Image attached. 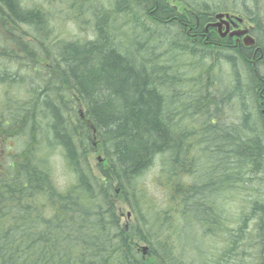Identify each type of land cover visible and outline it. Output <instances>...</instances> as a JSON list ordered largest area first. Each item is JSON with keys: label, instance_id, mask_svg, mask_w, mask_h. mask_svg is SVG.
Here are the masks:
<instances>
[{"label": "trees", "instance_id": "16d2710c", "mask_svg": "<svg viewBox=\"0 0 264 264\" xmlns=\"http://www.w3.org/2000/svg\"><path fill=\"white\" fill-rule=\"evenodd\" d=\"M108 1L111 10L105 7V3H101L99 9L87 8L93 22L90 39L82 43L66 42L54 57L42 43L37 44L40 45L37 50L33 44H25V58L30 62L35 63L34 58H51L52 68H44L45 75L40 80H50L51 88L63 85L65 88L59 98L56 93L43 98L39 92L34 106L21 108L22 112L11 117L4 116L8 95L0 107V150L1 145L11 139L26 141L27 147L25 157L20 159L11 147H6L13 161L0 164V264H182L175 259L173 252H180V247L190 243L192 238L187 233V226L194 221L200 227L208 225L210 227L204 228L214 231L218 223L211 218L220 219L224 215V210L214 206L212 196H216L217 191H209V183L215 179L214 172L209 171L210 165H206L208 156L215 154L211 147L227 153L228 164L234 159L236 166L250 170L255 178L264 174V114L261 111L264 110V70H261L264 69V58L257 60V71L253 60L244 58L245 72L252 73L250 89L245 91L239 87L236 61L220 58L226 60L235 72L233 92L229 93H236L242 101L244 98L239 95L242 91L254 95L257 102L255 118L259 122L255 127L258 126L260 139L259 135L254 139L247 137L252 132L245 109L241 123L230 127L234 131L222 128L224 125L215 119L208 124L200 139H195L194 135L180 136L174 126L169 125L174 121L173 116L168 120L173 110L171 103L163 99L162 86L157 82L160 79L154 78L146 68V64L154 65L149 63L155 58L154 50L148 46L146 49H150L151 54H148L149 50L145 52L148 56L137 64L116 42L122 39L128 45L129 42L136 43L140 48L143 44L145 48L146 43L154 41V46L158 47L164 43L159 35L165 31L166 41L167 36L175 33L181 37L171 42L170 47H182L184 52H191L193 47L192 53L202 56L203 61L219 58L220 46L214 49L205 38V35L210 37L205 31L206 24L214 16L207 8L210 3L204 0ZM251 2L255 5L251 9L257 8L259 0ZM242 3L247 5L245 0ZM16 4L15 0H0V22L10 26L13 34L17 35L16 31L22 25L44 26L43 19L48 22L42 7L25 9ZM180 4L183 5L182 11ZM124 5L138 8L146 16L144 20L131 23L125 37L120 29L112 26L110 18L123 15L126 12ZM83 6L86 4L77 6L81 13L85 10ZM204 10L210 14L203 16ZM252 13L246 12L245 15ZM221 41L228 51L233 46L231 40ZM235 51L246 56L253 48L241 53ZM206 62L215 66L213 60ZM2 79L7 81V78ZM9 79L18 81L13 75ZM217 97L223 106L226 95ZM242 105L247 104L243 102ZM36 107L41 112L39 125L33 122L36 114L32 110ZM42 108L47 116H42ZM202 116L207 120L204 114ZM81 118L87 121L83 122ZM43 119L49 120L45 122L46 134L63 138L64 160L72 173L71 190V186L61 189L57 185L50 158L48 161L47 157L36 154L32 133L33 128L43 129ZM30 139L33 143H29ZM227 144L231 146L229 152L226 151ZM97 150L103 155V162L94 173L89 156ZM0 155H3L1 151ZM203 167L205 170L202 171L200 168ZM152 170L160 172L156 174V182L148 178ZM234 174L235 171L229 172L231 176ZM225 178L228 183L233 179L228 175ZM261 180L264 182V177ZM214 181L216 185L221 183ZM159 191L165 192L163 205ZM120 198L134 217L125 225L121 224L115 203ZM193 214L197 215L196 219H192ZM261 220L263 223L264 218ZM162 230L170 233L167 240L170 242L164 247L162 243L166 239L161 236ZM193 260L196 259L193 257Z\"/></svg>", "mask_w": 264, "mask_h": 264}, {"label": "rangeland", "instance_id": "374dc122", "mask_svg": "<svg viewBox=\"0 0 264 264\" xmlns=\"http://www.w3.org/2000/svg\"><path fill=\"white\" fill-rule=\"evenodd\" d=\"M15 1L19 6L25 9H34L42 7L45 11L44 16L48 19V22L45 23V20L43 19L42 22L44 21V26L36 25L33 23H31V27L27 25H22L20 26V29L16 31L17 35L13 34V29H11L10 26H6L4 23L0 22V35H2V37H0V107L4 104V101L6 99L5 95H8V103L5 107L6 111L4 116L9 117L16 115V113L19 111L22 112L21 108L28 109L29 107L34 106L35 97L38 96L39 92L41 93V96L43 98H46L50 94L53 95L54 93H56L57 97L59 98L61 95H63V91L65 88L64 85L61 88H51L52 83L50 80L47 82H43L40 80V77L45 75L44 68H52L53 64L51 62V58H34L36 62H30L29 58H25V54L27 53V50L25 49V44L30 45V43H32L33 48L37 50V48L39 47L37 44L42 43L43 46L48 47V51H50V56L54 57L55 52L65 47L64 45L67 44L66 42L72 43V41H74L82 43L87 39H90L93 33V22L91 21L90 16L91 13L89 12V10H87V8L99 9L98 6L101 3L104 4L105 2H109L108 0ZM204 1L210 3L209 5H207V8L212 10V13L214 14L210 21L215 17V15L217 14L216 12H225L243 18V27L250 28V30L252 31L251 36L255 38L256 42H258L259 44L257 48H259V50L262 48V52L264 54V0H259L257 8L253 10L251 9V6L253 7L254 4H252L253 2H251V0H245V3L247 5H243V3L238 4V2H244V0ZM216 3L218 5L214 6ZM84 4H86L85 7L83 6L85 10L83 13H81L82 10L81 12H79L80 9L77 6ZM174 4L176 3L173 2V5ZM72 5H75L76 7L73 8ZM104 5L106 8L109 7L108 9L111 8L109 6V3H105ZM182 7L183 5L180 4L179 9L181 11ZM124 8L126 9V12L123 13L124 16L113 15L110 18L112 21V26L121 29L119 31L122 33V36L125 37L127 36L126 29H130L129 26L131 25V23L141 19L144 20L146 16L140 13L138 8H131L126 5H124ZM70 10L71 12H74L70 13ZM246 12L253 13L252 15L246 16ZM205 13L210 14V11L203 12V16L206 15ZM189 30H192V28ZM206 34H208V32H206ZM209 34V38L204 34L207 38V41L212 36L213 39L215 37L217 38V45L221 44V39L218 36H214L215 33L213 32V30H211ZM175 35L167 36L169 39L168 41H166V32L164 31L163 33H161L159 36L164 43L163 45H158V47L154 46V44L156 43L154 41L148 44L146 43L145 48L143 44L140 48L137 46L136 43L133 44L129 42L128 45L125 42L123 43L122 39H119L118 42H116L117 45L122 46L123 49L125 48L126 55L128 57H131V59L135 60V63H141L146 59L145 56H148V54L151 53L150 49H146L148 48V46H150L152 49L154 48L153 53L155 54V58H153V60L155 62L153 60L149 62L154 65L146 64V68L150 69V72L154 78L160 79V81L157 80V82L159 83V85L162 86L161 88L163 90V99L165 100V102H169L172 105L173 111L170 113L168 120H171V117L173 115L174 124L170 123V125L174 126L175 130L178 132L179 135H194L195 139H200V135L205 131V128L207 129L208 124L211 121L214 122L215 119L218 122L221 121L220 124L228 128L226 130L233 129L230 127L236 126L237 124L241 123L242 117H244L245 109L247 111V115H249L248 121L251 123L249 128L252 132L249 133L247 137L249 136L248 138L252 137L254 139L255 136L259 135L258 138L260 139L261 134L259 130H257L258 126L255 127V124H259L258 120H256L255 118V106L257 102L255 101L253 94L249 93V91L244 92L245 90L250 89L248 86L250 84V78L252 79V73L247 74L245 72L246 69L242 64H240L238 66V69L236 70L237 77L241 81H239V87L240 89L244 90L242 91V93L239 94H242V97L244 98V101H242L241 99L235 97L236 93H229L233 92V89L231 88L234 84L235 72L233 71L229 63H226V60H220V58L211 59L215 61V66H209V63L206 61L211 62V60H201V58H203L202 56L194 52L192 53V51L194 50L193 47L192 49H190L191 52H184L182 51V47H176L174 44L173 45L175 47H170L171 42L174 43L178 39H181V37H179L177 33H175ZM257 35L259 36V40L257 39ZM156 36H158V34ZM222 40L226 41L225 39ZM31 51L32 49L29 50V52ZM147 51L149 52L148 54L145 53ZM53 59L55 60L57 58ZM255 60L256 58L253 59V61ZM50 65L51 67H48ZM10 75H13L14 78H16L18 81L12 82L9 79ZM2 78H7V81H4ZM161 80L164 81L163 84ZM221 94H225L227 97V99H225V102L223 103L224 106L220 104V99L216 97L218 95L220 96ZM229 94H231L232 101L228 99ZM243 102H246L247 105L243 106ZM198 105H201L202 107H199ZM44 109L45 108L41 109L42 116H47V112L44 111ZM32 112L33 114H36L37 117L36 118L34 116L33 122L39 125L41 121L39 114L41 113L40 108L36 107L32 110ZM202 114L207 117V120L203 119ZM81 119L83 122L87 121V119ZM43 121V129L33 128L32 135L34 138L35 146H37L36 154L39 157H47L48 161L50 158V164L53 168V174L57 185L59 184L58 186L61 189H68L71 186L70 181L72 174L64 160L65 151L63 146L61 145L63 138L61 140V136L59 135L55 137L53 134H46L45 122L49 120L43 119ZM74 122H76L75 119ZM45 139H47V141ZM39 140H42V142ZM28 141L29 143H33L32 139ZM25 142L26 141L11 139L7 141L6 144H2L0 151L3 153V155H0V164L7 165L8 163H12L13 161L11 159V156L7 154L8 147H11L12 151L18 154L19 159L22 156L25 157L26 153L24 152L27 150ZM215 145H218V143H215ZM230 147L231 146L227 144V152H229ZM211 150L215 151V154L208 156V158L206 159V165H210L209 171L214 172L216 180L220 181L221 183L216 185V182L212 180L209 183L210 185L208 184L209 191L212 192L214 189L217 191L216 196H212V198L215 199V206L217 205L220 210L222 209L225 212L223 217L220 218L221 220L216 219L212 216L208 217H212L211 220H215L218 223V225H215L216 227L214 228V231H210V228H204L210 227L208 225L200 227L197 226V222H191V224L187 226V233L192 239L190 240L189 244L179 248L178 251L180 252L178 254L177 252H173L175 255V259L178 260V262L180 261L179 263L182 264H196V262L197 264H264V222L262 223L261 220L262 217L264 218V203L261 204L264 201V182L261 180V178L264 177V174L261 176L258 175V177L255 178V176L252 175L254 173L249 172L250 170L247 171V169L245 168L236 166V161L234 159H231L230 163L228 164V154L224 152L221 153L220 151L217 152V148L211 147ZM89 162L94 173H97L99 163L103 162V155L100 151L97 150L89 156ZM204 167L200 169L203 171L205 170ZM232 171H235V174L231 176L229 175V172ZM150 173L152 176H150L149 174V179H154V181H156L158 179L156 174L159 173V171L152 170ZM227 175L233 178L229 181V183L228 180H226L225 178V176ZM72 187L73 186H71L69 189L71 190ZM157 193L160 196L161 204L163 205L165 192L159 191ZM115 203L119 215L121 217V224L125 225L130 221L132 222L134 219V217L132 216L133 213L131 209H129L128 205L123 201V199H117ZM254 208L255 210H253ZM257 212H262V217L259 216ZM196 218L197 215L193 214L192 219ZM179 227H181V225H179ZM163 231L164 232L161 236H163L164 238L165 235L166 239V242L163 241L164 247L170 242L167 241L169 240L168 235L170 233L166 230ZM206 246L208 247L206 248ZM187 256L191 258L189 259ZM193 257L198 261L193 260Z\"/></svg>", "mask_w": 264, "mask_h": 264}, {"label": "bare ground", "instance_id": "6f19581e", "mask_svg": "<svg viewBox=\"0 0 264 264\" xmlns=\"http://www.w3.org/2000/svg\"><path fill=\"white\" fill-rule=\"evenodd\" d=\"M92 1V0H91ZM228 2V1H227ZM238 2V1H237ZM57 3V2H56ZM84 3V2H83ZM106 3V2H105ZM111 3V2H110ZM169 3V2H168ZM221 3V2H220ZM239 3H241V2H238V4ZM262 3V2H261ZM71 4V3H70ZM93 4V3H92ZM214 4V3H213ZM223 4V3H222ZM253 4V3H252ZM258 4V3H257ZM157 6V5H156ZM176 6V5H175ZM257 6V5H256ZM53 7V6H52ZM239 7V6H238ZM68 8V7H67ZM109 8V7H108ZM173 8V7H172ZM222 9V8H221ZM262 9V8H261ZM68 10V9H67ZM111 10V9H110ZM134 10V9H133ZM215 10H216V8H215ZM229 10V9H228ZM231 10V9H230ZM241 10V9H240ZM77 11V10H76ZM136 11V10H135ZM177 11V10H176ZM175 11V12H176ZM201 11H202V9H201ZM205 11V10H204ZM255 11V10H254ZM6 12V11H5ZM52 12V11H51ZM67 12V11H66ZM74 12V11H73ZM73 12H71V10H70V13H73ZM138 12V11H137ZM192 12V11H191ZM25 13V12H24ZM69 13V14H70ZM194 13V12H193ZM216 13H218V12H216ZM237 13V12H236ZM66 14V13H65ZM68 14V13H67ZM195 14V13H194ZM255 14V13H254ZM175 15V14H174ZM50 16V15H49ZM52 16V15H51ZM70 16V15H69ZM133 16V15H132ZM216 16V15H215ZM254 16V15H253ZM261 16V15H260ZM133 18V17H132ZM194 18V17H193ZM247 19V18H246ZM142 20V19H141ZM199 20V19H198ZM198 20H197V22H198ZM41 21V20H40ZM120 22V21H119ZM123 22V21H122ZM126 22V21H125ZM176 22V21H175ZM180 22V21H179ZM67 23V22H66ZM74 23V22H73ZM145 23V22H144ZM182 23V22H181ZM208 24V23H207ZM31 25V24H30ZM55 25V24H54ZM82 25V24H81ZM116 25V24H115ZM123 25V24H122ZM176 25V24H175ZM186 25V24H185ZM188 25V24H187ZM264 25V24H263ZM75 26H77V25H75ZM119 26V25H118ZM197 26V25H196ZM207 26V25H206ZM68 27V26H67ZM182 27V26H181ZM203 27V26H202ZM139 28V27H138ZM193 28H196V27H193ZM32 29V28H31ZM79 29V28H78ZM141 29V28H140ZM174 29V28H173ZM172 29V30H173ZM184 29V28H183ZM263 29V28H262ZM30 30V29H29ZM53 30V29H52ZM121 30V29H120ZM199 30V29H198ZM212 29L211 28H208V29H206V32H208V34H209V32L211 31ZM256 30V29H255ZM43 31V30H42ZM62 31H63V29H62ZM123 31V30H122ZM194 31V30H193ZM199 32V31H198ZM214 32V31H213ZM260 32V31H259ZM55 33H56V30H55ZM55 33H53V34H55ZM215 33V32H214ZM261 33V32H260ZM52 34V35H53ZM70 34V33H69ZM71 34H72V32H71ZM198 34V33H197ZM51 35V36H52ZM74 35V34H73ZM118 35V34H117ZM254 35V34H253ZM135 36V35H134ZM186 36V35H185ZM207 36V35H206ZM214 36H218L216 33H215V35ZM22 37V36H21ZM187 37V36H186ZM219 37V36H218ZM140 38V37H139ZM206 38V37H205ZM68 39V38H67ZM190 39H192V38H190ZM189 39V40H190ZM194 39V38H193ZM207 39V38H206ZM216 37L213 39V38H211V39H209L207 42L211 45V46H213L214 47V49H215V46H220V47H218L219 48V50L221 49V55H220V57L219 58H231V59H233L234 61H236L235 63H237V67L240 65V64H242L243 65V60H244V58H251V60H253L254 58H256V60L255 61H252L253 62V66L255 67V71H257V60L258 59H260V58H264V54H263V52H262V48L259 50V48H257V46H259L258 44H257V42H255V44L251 47V48H253V51L249 54H247L246 56H244V55H241V54H238L235 50H237V51H239L240 53L242 52V51H247V50H249V49H251V48H248V47H246V46H244L242 43H241V41H237V42H234L233 43V46L230 48V50L228 51V49H226L225 47L223 48V46L220 44V45H217V42H216ZM66 40V39H65ZM116 40V39H115ZM204 40V39H203ZM219 40V39H218ZM13 41V40H12ZM27 41V40H26ZM80 41V40H79ZM130 41V40H129ZM192 41H194V40H192ZM196 41V40H195ZM194 41V42H195ZM57 42V41H56ZM66 42V41H65ZM73 42V41H72ZM188 42H190V41H188ZM51 43V42H50ZM191 43V42H190ZM206 43V42H205ZM207 43V44H208ZM224 43V42H223ZM32 44V43H31ZM59 44V43H58ZM158 44V43H157ZM156 44V45H157ZM227 44V43H226ZM231 44V43H230ZM29 45V44H28ZM184 45V44H183ZM40 46V45H39ZM61 46V45H60ZM127 46V45H126ZM205 46V45H204ZM203 46V47H204ZM235 46V47H234ZM50 47V46H49ZM51 47H52V45H51ZM122 47V46H121ZM132 47V46H131ZM197 47V46H196ZM201 47V46H200ZM207 47V46H206ZM205 47V48H206ZM210 48V47H209ZM254 48H255V50H254ZM11 49V48H10ZM35 49V48H34ZM133 49V48H132ZM154 49V48H153ZM202 49V48H201ZM4 50V49H3ZM43 50V49H42ZM209 50V49H208ZM218 49H216V51H217ZM10 51V50H9ZM17 51V50H16ZM212 51V50H211ZM215 51V52H216ZM40 52L42 53V51L40 50ZM131 52V51H130ZM260 52H261V54H260ZM53 53V52H52ZM151 54V53H150ZM204 54V53H203ZM210 54V53H209ZM216 54V53H215ZM208 55V54H207ZM206 55V56H207ZM44 56V55H43ZM52 57V56H51ZM151 57V56H150ZM209 59V58H208ZM237 59V60H236ZM24 60V59H23ZM221 60V59H220ZM233 60H232V62H233ZM262 61V60H261ZM25 62H28V61H25ZM226 63H227V61H226ZM31 64V63H30ZM163 64V63H162ZM7 66V65H6ZM166 66V65H165ZM261 66V65H260ZM261 70H264L263 68L261 69ZM260 70V71H261ZM170 71V70H169ZM172 71V70H171ZM148 72V71H147ZM191 72V71H190ZM24 73V72H23ZM262 73V72H261ZM156 74V73H155ZM239 81H240V79H239ZM241 82V81H240ZM227 83V82H226ZM227 85V84H226ZM230 85V84H229ZM11 86V85H10ZM246 87V86H245ZM245 87H244V89H245ZM243 88V87H242ZM20 91V90H19ZM219 92V91H218ZM256 92V91H255ZM17 93H18V91H17ZM22 93V92H21ZM158 93V92H157ZM10 94V93H9ZM49 95V94H48ZM217 97V96H216ZM236 97V96H235ZM43 99V98H42ZM218 99V98H217ZM1 100H2V98H1ZM232 101V100H231ZM20 102V101H19ZM37 102V101H36ZM190 102V101H189ZM235 102V101H234ZM260 103V102H259ZM262 104V103H261ZM33 105V104H32ZM224 106V105H223ZM235 107V106H234ZM66 109V108H65ZM150 110V109H149ZM44 111H45V109H44ZM232 111V110H231ZM252 111V110H251ZM262 111V113L264 114V110H261ZM65 114V113H64ZM67 115V117H68V114H66ZM180 115V114H179ZM173 116V115H172ZM203 117V116H202ZM70 118V117H69ZM170 119V118H169ZM214 119V118H213ZM228 120V119H227ZM65 121V120H64ZM215 121V120H214ZM218 122V121H217ZM221 122V121H220ZM227 123V122H226ZM212 124V123H211ZM214 124H216V123H214ZM68 125V124H67ZM170 125V124H169ZM210 125V124H209ZM44 127V126H43ZM177 127V126H176ZM191 128V127H190ZM222 128H224V126L222 127ZM226 129V128H225ZM228 129V128H227ZM250 132V131H249ZM39 134V133H38ZM43 134V133H42ZM210 134V133H209ZM210 137V136H209ZM42 139H43V137H42ZM41 142H42V140H40ZM45 141V140H44ZM47 141V140H46ZM84 142V141H83ZM177 142V141H176ZM183 142V141H182ZM181 142V143H182ZM205 142V141H204ZM226 142V141H225ZM219 143V142H218ZM193 147V146H192ZM192 147H190V148H192ZM40 148V147H39ZM42 149V148H41ZM81 149V148H80ZM189 149V148H188ZM193 150V149H192ZM203 151V150H202ZM19 152V151H18ZM79 153V152H78ZM227 154V153H226ZM235 155V154H234ZM182 156V155H181ZM263 156V155H262ZM195 158V157H194ZM173 159V158H172ZM217 159V158H216ZM169 163V162H168ZM175 163V162H174ZM159 167V166H158ZM164 168V167H163ZM157 169H159V168H157ZM144 170V169H143ZM194 170V169H193ZM158 171V170H157ZM221 171V170H220ZM228 171V170H227ZM151 172V171H150ZM148 173V174H150V176H152L151 175V173ZM160 173V172H159ZM170 173H171V171H170ZM72 174V173H71ZM156 174V173H155ZM212 175V174H211ZM253 175V174H252ZM252 175H250V176H252ZM75 176V175H74ZM148 176V175H147ZM149 176V177H150ZM197 176V175H196ZM213 176H215V175H213ZM60 177V176H59ZM148 177V178H149ZM249 177V176H248ZM216 179V178H215ZM214 179V180H215ZM154 180V179H153ZM156 182V181H155ZM175 182V181H174ZM192 182V181H191ZM255 182V181H254ZM152 183V182H151ZM259 183V182H258ZM158 184V183H157ZM264 184V183H263ZM59 185V184H58ZM156 185V184H155ZM170 185V184H169ZM187 185V184H186ZM256 185V184H255ZM137 186V185H136ZM260 187V186H259ZM141 188V187H140ZM95 189V188H94ZM222 189H223V187H222ZM59 190V189H58ZM243 190V189H242ZM111 191V190H110ZM232 191V190H231ZM263 191V190H262ZM229 192V191H228ZM181 194V193H180ZM226 194V193H225ZM222 195V194H221ZM264 197V196H263ZM99 199V198H98ZM205 199V198H204ZM210 199V198H209ZM215 200V199H214ZM203 201V200H202ZM213 201V200H212ZM231 201V200H230ZM261 201V200H260ZM103 202V201H102ZM204 203V202H203ZM262 203H264V201L262 202ZM261 203V204H262ZM260 204V205H261ZM209 205V204H208ZM219 205V204H218ZM215 206V205H214ZM214 210V209H213ZM166 212V211H165ZM225 212V211H224ZM217 213H219V212H217ZM231 214V213H230ZM219 215V214H218ZM257 215V214H256ZM92 217H93V215H92ZM131 217V216H130ZM155 217V216H154ZM252 219V218H251ZM221 220V219H220ZM255 220V219H254ZM163 221V220H162ZM222 222V221H221ZM141 223V222H140ZM197 224V223H196ZM214 225V224H213ZM232 225V224H231ZM78 226V225H77ZM87 226V225H86ZM197 226H199V225H197ZM206 226V225H205ZM236 227V226H235ZM218 229V228H217ZM235 229V228H234ZM192 230V229H191ZM195 230V229H194ZM163 231V230H162ZM200 231V230H199ZM157 232V231H156ZM61 233H62V231H61ZM60 233V234H61ZM234 233V232H233ZM161 234V233H160ZM263 234V233H262ZM63 235V234H62ZM163 238V237H162ZM246 238V237H245ZM163 239H165V235H164V238ZM203 239V238H202ZM198 240V239H197ZM228 240V239H227ZM243 240V239H242ZM163 241V240H162ZM207 241V240H206ZM216 241V240H215ZM134 242H136V241H134ZM164 242H166V241H164ZM227 242V241H226ZM228 243V242H227ZM163 244V243H162ZM205 245V244H204ZM189 246V245H188ZM208 246H206V248H207ZM192 249V248H191ZM216 250H218V249H216ZM173 251V250H172ZM220 251V250H219ZM191 252V251H190ZM189 252V253H190ZM179 253V252H178ZM177 253V254H178ZM192 253V252H191ZM216 253V252H215ZM194 254V253H193ZM215 255V254H214ZM232 255V254H231ZM186 258V257H185ZM226 259V258H225ZM175 261V260H174ZM196 261H198V260H196ZM187 263H188V261H187ZM185 264V263H184ZM189 264V263H188ZM196 264H197V262H196Z\"/></svg>", "mask_w": 264, "mask_h": 264}, {"label": "water", "instance_id": "95a60500", "mask_svg": "<svg viewBox=\"0 0 264 264\" xmlns=\"http://www.w3.org/2000/svg\"><path fill=\"white\" fill-rule=\"evenodd\" d=\"M223 17H224V15L223 14H219V15H217V19H223ZM217 26V25H216ZM219 26H220V24H219ZM245 33V32H244ZM244 33H235V34H232L231 36H235V35H237V36H240V35H242V34H244ZM254 42L252 41V39H251V37H248V39L246 40V44H253Z\"/></svg>", "mask_w": 264, "mask_h": 264}]
</instances>
